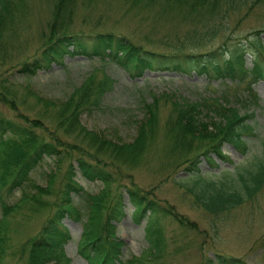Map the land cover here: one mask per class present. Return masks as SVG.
Masks as SVG:
<instances>
[{"label": "trees", "instance_id": "trees-1", "mask_svg": "<svg viewBox=\"0 0 264 264\" xmlns=\"http://www.w3.org/2000/svg\"><path fill=\"white\" fill-rule=\"evenodd\" d=\"M116 1L126 5V11L141 13L140 17L144 18L143 13L153 19H192L193 27L180 38L175 37L173 41L157 39L158 45L178 50L197 48L211 41L218 32L216 25L222 24L234 11L246 16L259 6L264 8V0ZM75 2L52 0L45 28L31 44L30 37H21L24 23L28 21L26 15H31L24 0H0V62L3 63L0 66V105L12 113L7 116L0 110V264H70L71 259L63 247L68 237L62 227L65 217L80 221L76 249L87 264H167L158 224L160 213L171 215L183 228L193 227L195 223L159 205L150 191L132 183L125 187L132 205L130 216L132 221L145 218V245L137 254L122 258V240L115 233V221L124 215L122 194L112 192L111 183L115 177L107 166L116 161L132 166L142 155L147 141L152 140L156 132L158 104L162 97L170 104L164 128L171 137L168 150L174 151L181 145H184L181 149L199 147L207 132L213 133L206 139L209 145L201 154H208L211 149L227 159L220 149L223 141L244 150L245 133L253 134L249 120L253 115L252 107L259 100L252 83L264 79V42L259 35L262 29L248 31L239 38L230 37L227 31L215 48L177 55L175 50H155L152 39L151 47H147L145 42H136L112 30L84 32L81 28H73ZM226 28L227 24L224 31ZM247 53L249 65L245 63ZM74 55L95 60L106 56L120 61L123 67L139 75L145 69L194 70L204 73L207 78H221L225 86L218 95L200 96L194 100L170 96L166 92L152 93L150 101L142 102L143 115L132 139H114L101 131L86 128L79 120L82 111L99 106L101 96L113 81L102 69L97 76V66L92 67L81 83L63 98L44 97L26 83L18 89L13 73L29 77L38 69L47 70L52 64H62L64 56ZM28 95L36 99L40 113L34 114L24 107ZM30 114L34 116L30 117ZM44 118L51 124L50 128L43 122ZM209 125L215 130L211 131ZM196 135L199 138L194 142ZM262 143L261 157L253 167H242L237 171V180L228 178L227 174L216 181L198 175L191 186L185 185L186 190L193 193L195 203L218 216L246 201L255 200L264 185V141ZM44 155L55 161V166L46 173L45 183H31L33 191L21 189L13 202H7L5 197L12 190L30 183V172ZM197 157H191L189 169H198ZM105 158L109 164L105 163ZM66 159H74L75 165L67 160L60 171V163ZM208 159L213 160L210 155ZM76 171L88 180L99 179L102 186L95 193L85 192L74 179ZM199 182L202 184L195 188ZM72 193H79L83 198L84 210L73 203ZM49 195L51 197L47 198ZM42 209L47 212L39 228L8 249L9 229L15 215L21 212L33 214ZM261 248L264 255V244ZM5 254H8V261ZM214 258L218 264H244L241 258L232 254L215 252ZM208 260H211L209 256L206 257Z\"/></svg>", "mask_w": 264, "mask_h": 264}, {"label": "rangeland", "instance_id": "rangeland-1", "mask_svg": "<svg viewBox=\"0 0 264 264\" xmlns=\"http://www.w3.org/2000/svg\"><path fill=\"white\" fill-rule=\"evenodd\" d=\"M29 14L28 21L24 23L21 37H30L31 44L41 29L45 28L51 9L52 0H24ZM122 2L116 0H76L72 14L73 28L90 30H112L125 34L134 41L143 43L147 47L152 44L157 51H173L180 54L185 51H204L217 47L222 36L228 31L232 38H239L244 33L255 29L260 31L261 40L264 42V8L248 12L242 16L241 12L234 11L222 22L217 24V35L203 46L188 49H171L168 46L157 44V39L175 37L180 38L187 29L193 27L191 20H181L177 17L171 19H153L146 13L126 11ZM227 28L224 31V27ZM199 26L197 25L196 28ZM146 34L147 36L146 38ZM229 43V42H228ZM219 53V52H218ZM219 56V55H218ZM245 63L250 64V55L245 54ZM3 63L0 62V66ZM6 65V64H5ZM97 66L96 75L101 74V69L108 73L113 81L109 89L101 96L98 107L82 111L79 120L86 127L108 134L114 139L129 141L136 133V125L143 115L142 102L150 101L152 93L174 94L189 100L198 99L200 96L208 97L220 94L225 82L221 78L212 76L207 78L204 73L194 70L180 72L176 70L145 69L142 74H136L134 70L123 67L122 63L109 57L95 60L86 56H64L62 64H52L47 70L38 69L33 75L24 77L13 73L18 82V89L26 83L36 93L51 99L65 97L74 87L78 86L85 75ZM253 89L259 96L258 104L252 107L253 115L250 121L253 125V134L245 133L246 148L240 150L231 143L223 141L220 144L221 152L227 155V159L221 158L216 151L210 149L209 154H201L209 145L206 139L211 138L213 132H207L199 147L168 150L171 141L170 135L165 131L166 117L169 113V101L159 99L158 124L152 140L147 141V147L139 158H136L132 166L119 161L107 166L112 171L115 180L111 183L112 192H121L123 202V217L115 221V233L122 240L120 247L122 258L130 254H137L145 245L143 236L144 218L133 222L130 218L131 204L127 200L125 187L132 183L142 190L150 191V195L159 205L168 207L195 223L190 228L181 227L171 215L160 213L158 224L161 227L164 251L163 255L167 264H218L214 258L215 252L232 254L242 259L244 264H264L262 244H264V185L251 202L220 213L218 216L204 211L195 203L194 195L186 190L200 175L202 178L214 181L227 174L228 178L237 180V171L242 167H253L261 157L264 141V79L252 83ZM232 92L231 88H228ZM162 95V94H161ZM36 99L30 95L24 100V107L34 114L40 113ZM233 100V97H231ZM3 114L11 116V111L0 105ZM34 116V115H29ZM51 124L47 119H42ZM211 131L215 128L210 127ZM35 130H38L35 128ZM92 131V130H91ZM172 136V133H171ZM63 138V137H62ZM198 135L194 142H197ZM71 140V138H69ZM206 143V144H204ZM184 150V151H183ZM208 153V152H207ZM107 155L106 153H104ZM211 154V155H210ZM198 155L197 170L189 169L190 159ZM208 155L214 161L208 159ZM109 157V155H107ZM67 160L75 165L74 159L62 160L60 171ZM109 164L108 159H104ZM118 162V163H117ZM55 166L51 156L44 155L40 162L30 172V183L22 188L12 190L5 200L13 202L22 190L33 191L31 183L43 185L46 181V173ZM61 174V173H60ZM59 174V176H60ZM74 179L83 187L85 192H97L102 183L99 179L88 180L77 172ZM234 180L232 181L234 183ZM202 183L199 182L195 188ZM32 189V190H31ZM49 195L47 198H50ZM73 203L84 210L83 198L79 193H72ZM47 210L37 213L21 212L15 215L9 229L8 249L16 246L28 235L33 234L43 222ZM62 227L68 234L63 243L65 253L70 257V264H87L77 253V240L81 230L80 222L65 217ZM8 249L6 253H8ZM5 260L8 254H5ZM209 256L211 260L206 261ZM8 261V260H7ZM10 262V261H9ZM9 264V263H8Z\"/></svg>", "mask_w": 264, "mask_h": 264}]
</instances>
